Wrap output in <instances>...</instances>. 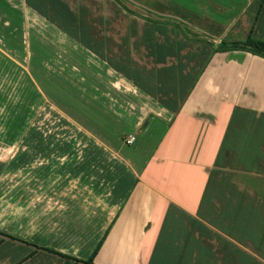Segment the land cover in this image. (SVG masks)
<instances>
[{"label": "crops", "instance_id": "1", "mask_svg": "<svg viewBox=\"0 0 264 264\" xmlns=\"http://www.w3.org/2000/svg\"><path fill=\"white\" fill-rule=\"evenodd\" d=\"M85 1L22 0L64 44L32 46L69 54L59 69L83 88L102 78L124 93L141 112L127 130L134 141L108 143L111 176H26L31 189L16 208L32 205L27 233L0 228V264H264V58L213 52L125 9L111 6L105 18ZM144 1L214 45L264 42V0ZM120 15L125 26L115 29Z\"/></svg>", "mask_w": 264, "mask_h": 264}, {"label": "rangeland", "instance_id": "2", "mask_svg": "<svg viewBox=\"0 0 264 264\" xmlns=\"http://www.w3.org/2000/svg\"><path fill=\"white\" fill-rule=\"evenodd\" d=\"M92 1L96 3L94 14L103 12L105 18L114 15L111 6L121 12H126L127 8L137 16L144 15V0H119L121 4L116 0ZM169 1L172 4L174 0ZM150 14V18H160ZM37 18L22 0H0V49H9L0 51V161L3 164L0 176H7L1 183L6 185H0V197L4 198L0 201V224L6 225L0 228L18 236L20 232L27 233L28 227L24 224L32 216L29 200L23 207L16 208L23 200L20 192L31 189L33 180L26 176H111V166L102 163L111 158L108 143L120 140L127 144L129 133L132 134L127 130L141 116L140 111L129 106L124 93L114 91L106 80L100 78L104 82L99 83L96 79L93 87L83 88L82 81L72 75L70 69H59L63 67L64 58L73 61L69 54L59 50L55 54V51L43 52L39 50L41 47L36 52L32 44L39 45L40 41L44 46L64 47L56 34L52 35L49 26ZM125 23L124 18L118 16L115 29L123 28ZM80 92L85 97H81ZM56 105L67 113L83 115L88 128H81L75 118L58 113ZM113 110L123 112L119 119L113 116ZM145 120L141 127L145 126ZM91 192V189L87 191L88 200ZM22 214L24 221L18 224L15 220L21 219Z\"/></svg>", "mask_w": 264, "mask_h": 264}, {"label": "trees", "instance_id": "3", "mask_svg": "<svg viewBox=\"0 0 264 264\" xmlns=\"http://www.w3.org/2000/svg\"><path fill=\"white\" fill-rule=\"evenodd\" d=\"M116 1L119 4H121V2L119 0H116ZM125 10L128 13L135 14V12L131 11L130 9L125 8ZM143 12H144V15L142 18L150 21L149 20V19H151L149 17L151 15L150 12H147L145 10H143ZM157 21L159 23H163V24L173 26L174 28L178 29L185 38H187L191 41H200V42H205V43L209 44L211 46L213 52H222V51H228V50H244V51H248L250 53H253L255 55H258V56L264 58V42H262L260 40H255V39L248 37L247 39H245L242 42H228V41H225L222 39L219 43L214 45L213 42L210 41L207 37L205 38L204 35H202V34L200 35L197 32H193L191 29L187 28L181 22H178V21L173 20V19H167V18L165 19L163 17L158 18ZM153 22H155V21H153ZM99 245L100 244H98V246ZM87 262H89V260Z\"/></svg>", "mask_w": 264, "mask_h": 264}, {"label": "built area", "instance_id": "4", "mask_svg": "<svg viewBox=\"0 0 264 264\" xmlns=\"http://www.w3.org/2000/svg\"><path fill=\"white\" fill-rule=\"evenodd\" d=\"M134 141V137L133 136H129L128 139L126 140L127 144H131Z\"/></svg>", "mask_w": 264, "mask_h": 264}]
</instances>
